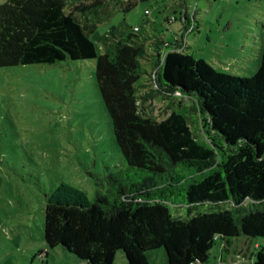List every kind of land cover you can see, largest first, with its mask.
I'll use <instances>...</instances> for the list:
<instances>
[{"label": "trees", "instance_id": "1", "mask_svg": "<svg viewBox=\"0 0 264 264\" xmlns=\"http://www.w3.org/2000/svg\"><path fill=\"white\" fill-rule=\"evenodd\" d=\"M84 1L0 3V67L93 59L112 139L126 163L106 167L105 192L93 199L64 181L45 196L47 245H60L80 264H115L119 251L125 264H150L148 252L156 248L167 264H201L217 241L264 238V24L257 69L242 77L185 50L183 0L185 30L172 43L124 20L104 33L96 29L109 2L127 12L138 0ZM147 56L154 80L191 97L194 114L177 107L157 119L145 110ZM173 204L184 205L186 216ZM255 245L251 264H264V245Z\"/></svg>", "mask_w": 264, "mask_h": 264}, {"label": "rangeland", "instance_id": "2", "mask_svg": "<svg viewBox=\"0 0 264 264\" xmlns=\"http://www.w3.org/2000/svg\"><path fill=\"white\" fill-rule=\"evenodd\" d=\"M183 1L187 31L179 0H138L127 12L109 2V15L101 23L94 22L104 33L124 20L170 43L184 31L185 50L195 58L235 76L252 75L259 63L264 0ZM172 15L174 21L165 19ZM142 60L149 73L144 74L140 91L151 93L144 104L149 114L161 119L177 107L192 109L191 97L179 98L166 90L153 78L151 58ZM106 167L124 169L126 163L112 139L93 59L0 67V264H80L60 245H47L45 196L64 181L93 199L97 192H105L100 177ZM176 206L180 205L173 204V212L186 216L185 206ZM256 242L264 245V238H232L222 259L217 241L201 264H251ZM148 255L150 264H167L163 248ZM115 264H125L123 252L117 253Z\"/></svg>", "mask_w": 264, "mask_h": 264}, {"label": "crops", "instance_id": "3", "mask_svg": "<svg viewBox=\"0 0 264 264\" xmlns=\"http://www.w3.org/2000/svg\"><path fill=\"white\" fill-rule=\"evenodd\" d=\"M256 244H258V243L256 242ZM225 246H226V245H224V246H223V245H221V246H220V249H221V250H220V251H221V254H222V252H223V251L226 249V247H225ZM223 249H224V250H223ZM237 252H239V251H237ZM222 259H223V254H222Z\"/></svg>", "mask_w": 264, "mask_h": 264}, {"label": "built area", "instance_id": "4", "mask_svg": "<svg viewBox=\"0 0 264 264\" xmlns=\"http://www.w3.org/2000/svg\"><path fill=\"white\" fill-rule=\"evenodd\" d=\"M145 12H147V13H148V10L146 9V10H145ZM135 28H136V27H135Z\"/></svg>", "mask_w": 264, "mask_h": 264}]
</instances>
